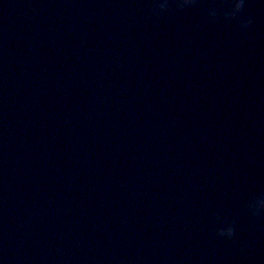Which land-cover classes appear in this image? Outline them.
Instances as JSON below:
<instances>
[{
	"label": "water",
	"instance_id": "water-1",
	"mask_svg": "<svg viewBox=\"0 0 264 264\" xmlns=\"http://www.w3.org/2000/svg\"><path fill=\"white\" fill-rule=\"evenodd\" d=\"M264 0H0V264H264Z\"/></svg>",
	"mask_w": 264,
	"mask_h": 264
},
{
	"label": "clouds",
	"instance_id": "clouds-1",
	"mask_svg": "<svg viewBox=\"0 0 264 264\" xmlns=\"http://www.w3.org/2000/svg\"><path fill=\"white\" fill-rule=\"evenodd\" d=\"M258 204H260L261 206H264V200H259Z\"/></svg>",
	"mask_w": 264,
	"mask_h": 264
}]
</instances>
